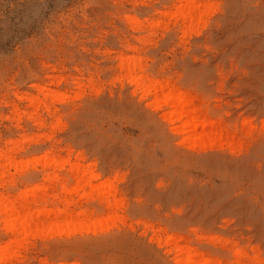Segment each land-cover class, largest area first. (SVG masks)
Masks as SVG:
<instances>
[{
    "label": "rangeland",
    "instance_id": "374dc122",
    "mask_svg": "<svg viewBox=\"0 0 264 264\" xmlns=\"http://www.w3.org/2000/svg\"><path fill=\"white\" fill-rule=\"evenodd\" d=\"M0 264H264V0H0Z\"/></svg>",
    "mask_w": 264,
    "mask_h": 264
},
{
    "label": "crops",
    "instance_id": "0c3cea01",
    "mask_svg": "<svg viewBox=\"0 0 264 264\" xmlns=\"http://www.w3.org/2000/svg\"><path fill=\"white\" fill-rule=\"evenodd\" d=\"M100 169H97V171L99 172ZM52 170H42L39 169V171H30L27 172L24 176V179L26 181V183H36V182H40L41 181V177L46 173V172H51ZM57 172V174L62 175L63 180L60 182L61 184L63 183H67L69 186L74 185L75 184V179L73 177V175H71L70 173H68L67 171H54ZM106 176H103L101 179L103 180ZM97 182V181H95ZM58 191H52L53 194H56L57 192H59L62 187L58 186L56 187ZM89 188L86 187L85 188V192H88ZM84 192H82L81 194H83ZM73 200L75 202V205H73L71 207L70 212H79V211H86L87 213H89V217L91 219H98V218H102L107 216L110 213V208L108 206V199L98 196H94L92 199H85V200H81L79 198V196H74ZM50 201H53L52 199H50ZM51 208H57V207H61L60 205H58L57 203H53L50 205ZM35 208V207H33Z\"/></svg>",
    "mask_w": 264,
    "mask_h": 264
},
{
    "label": "bare ground",
    "instance_id": "6f19581e",
    "mask_svg": "<svg viewBox=\"0 0 264 264\" xmlns=\"http://www.w3.org/2000/svg\"><path fill=\"white\" fill-rule=\"evenodd\" d=\"M184 96L182 95V94H177V95H168L167 96V100H168V102L167 103H173L174 104V106H176V108H177V110L183 115V114H186L188 111H189V109H188V107H189V105H188V102L186 101V100H184V98H183ZM195 124L193 125H190V127L192 128V130H194V128H195ZM205 132H202L199 136H204V135H207V133H206V130H204ZM210 132V131H209ZM197 134V133H196ZM87 232V233H90V232H92V233H96V229H86V230H83V229H77V230H68V231H66V230H56V231H54V232H52V233H50V234H47L46 236H50L51 234L53 235V234H55L56 236L57 235H59V236H62V235H64V236H71V235H73V234H76V233H82V232ZM197 256H199V254H196Z\"/></svg>",
    "mask_w": 264,
    "mask_h": 264
}]
</instances>
